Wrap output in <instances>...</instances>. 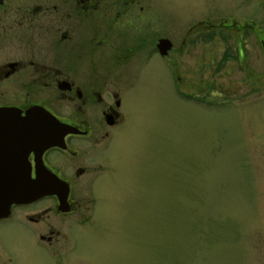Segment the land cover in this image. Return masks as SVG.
<instances>
[{
	"label": "rangeland",
	"instance_id": "obj_1",
	"mask_svg": "<svg viewBox=\"0 0 264 264\" xmlns=\"http://www.w3.org/2000/svg\"><path fill=\"white\" fill-rule=\"evenodd\" d=\"M123 20L121 174L50 244L0 221V264H264V0H139Z\"/></svg>",
	"mask_w": 264,
	"mask_h": 264
},
{
	"label": "flooded vegetation",
	"instance_id": "obj_2",
	"mask_svg": "<svg viewBox=\"0 0 264 264\" xmlns=\"http://www.w3.org/2000/svg\"><path fill=\"white\" fill-rule=\"evenodd\" d=\"M138 1L39 0L13 7L0 0V178H38L43 192L10 204L0 221L28 224L44 244L65 215L90 223L96 200L107 196L106 177L121 174V125L128 111L121 37L127 35L124 15ZM6 11L19 20L3 23ZM202 21L212 22L208 16ZM152 48L157 52L155 42ZM31 109L63 123L62 140L43 146L30 139L23 122Z\"/></svg>",
	"mask_w": 264,
	"mask_h": 264
},
{
	"label": "water",
	"instance_id": "obj_3",
	"mask_svg": "<svg viewBox=\"0 0 264 264\" xmlns=\"http://www.w3.org/2000/svg\"><path fill=\"white\" fill-rule=\"evenodd\" d=\"M170 46L171 42L167 38H159L156 42V49L160 55H164ZM3 114L11 116V111L5 109ZM10 123L8 120L7 127ZM23 123L30 139L38 140L43 146L57 144L67 130L63 123L48 112L44 113L38 109L28 111ZM41 193L42 185L38 178H0V218L8 214L10 204L30 201Z\"/></svg>",
	"mask_w": 264,
	"mask_h": 264
},
{
	"label": "trees",
	"instance_id": "obj_4",
	"mask_svg": "<svg viewBox=\"0 0 264 264\" xmlns=\"http://www.w3.org/2000/svg\"><path fill=\"white\" fill-rule=\"evenodd\" d=\"M227 56V55H226Z\"/></svg>",
	"mask_w": 264,
	"mask_h": 264
}]
</instances>
